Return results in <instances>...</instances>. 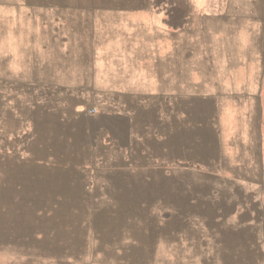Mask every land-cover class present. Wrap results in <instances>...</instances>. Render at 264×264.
<instances>
[{
    "label": "rangeland",
    "instance_id": "obj_1",
    "mask_svg": "<svg viewBox=\"0 0 264 264\" xmlns=\"http://www.w3.org/2000/svg\"><path fill=\"white\" fill-rule=\"evenodd\" d=\"M244 1L212 85L120 110L41 86L46 0H0V264H264V0Z\"/></svg>",
    "mask_w": 264,
    "mask_h": 264
},
{
    "label": "crops",
    "instance_id": "obj_2",
    "mask_svg": "<svg viewBox=\"0 0 264 264\" xmlns=\"http://www.w3.org/2000/svg\"><path fill=\"white\" fill-rule=\"evenodd\" d=\"M244 3L46 0L32 7L46 29L40 85L59 91L72 109L105 98L120 110L132 100L176 110L213 84L207 79L220 57L216 47L228 41L224 31L246 20Z\"/></svg>",
    "mask_w": 264,
    "mask_h": 264
},
{
    "label": "water",
    "instance_id": "obj_3",
    "mask_svg": "<svg viewBox=\"0 0 264 264\" xmlns=\"http://www.w3.org/2000/svg\"><path fill=\"white\" fill-rule=\"evenodd\" d=\"M211 127H212V125H211ZM212 128H213V127H212ZM166 172H169V170L166 171ZM250 229H254V228H250ZM252 244H253V247H254L255 249H258L259 246H260V245L258 244V242H257L256 239L253 240Z\"/></svg>",
    "mask_w": 264,
    "mask_h": 264
}]
</instances>
